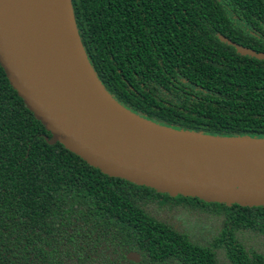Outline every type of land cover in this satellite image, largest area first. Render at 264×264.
I'll return each instance as SVG.
<instances>
[{"label":"trees","instance_id":"obj_1","mask_svg":"<svg viewBox=\"0 0 264 264\" xmlns=\"http://www.w3.org/2000/svg\"><path fill=\"white\" fill-rule=\"evenodd\" d=\"M86 59L128 111L173 130L264 138V0H69ZM35 119L0 67V264H264V206L171 197L86 164ZM221 217L215 243L166 222Z\"/></svg>","mask_w":264,"mask_h":264},{"label":"water","instance_id":"obj_2","mask_svg":"<svg viewBox=\"0 0 264 264\" xmlns=\"http://www.w3.org/2000/svg\"><path fill=\"white\" fill-rule=\"evenodd\" d=\"M87 71L107 103L90 95L50 52L21 0H0V67L26 108L59 143L109 177L171 197L226 206H264V138H226L173 130L119 105L90 67L65 0ZM237 54H264L234 45ZM128 259L136 261L131 253Z\"/></svg>","mask_w":264,"mask_h":264},{"label":"bare ground","instance_id":"obj_3","mask_svg":"<svg viewBox=\"0 0 264 264\" xmlns=\"http://www.w3.org/2000/svg\"><path fill=\"white\" fill-rule=\"evenodd\" d=\"M21 4L35 31L67 74L90 95L106 104V98L93 82L79 52L65 0H21Z\"/></svg>","mask_w":264,"mask_h":264},{"label":"rangeland","instance_id":"obj_4","mask_svg":"<svg viewBox=\"0 0 264 264\" xmlns=\"http://www.w3.org/2000/svg\"><path fill=\"white\" fill-rule=\"evenodd\" d=\"M175 213V216L164 217L166 222L171 224L177 229H184L193 238L196 237L204 241L215 243V239L218 237L221 217L218 215H211L207 213H199L198 215H191L189 212L182 210L180 207ZM243 242L248 248L264 255V237L254 234H248L242 237ZM218 245V244H217ZM221 264H227L226 259L220 256Z\"/></svg>","mask_w":264,"mask_h":264},{"label":"flooded vegetation","instance_id":"obj_5","mask_svg":"<svg viewBox=\"0 0 264 264\" xmlns=\"http://www.w3.org/2000/svg\"><path fill=\"white\" fill-rule=\"evenodd\" d=\"M186 233H187V232H186ZM131 253H133V254L136 256V258H137L136 261H134V260H130V259L127 258V256H128L129 254H131ZM125 259H126L127 261H129V262H132L133 264H138L139 261H140V257H139V255H138L136 252H133V251L128 252V253L125 255Z\"/></svg>","mask_w":264,"mask_h":264}]
</instances>
